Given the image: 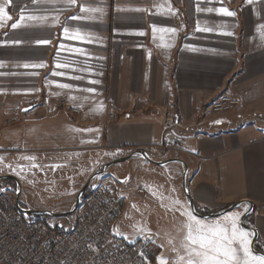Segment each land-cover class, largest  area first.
Instances as JSON below:
<instances>
[{
  "label": "crops",
  "instance_id": "crops-1",
  "mask_svg": "<svg viewBox=\"0 0 264 264\" xmlns=\"http://www.w3.org/2000/svg\"><path fill=\"white\" fill-rule=\"evenodd\" d=\"M262 3L264 0L253 4L248 0H77L71 6L57 3L56 8L64 9L58 13L51 5L10 0L5 10L12 18L0 22V144L6 146V152L30 157L43 152L71 157L84 166L85 175L88 173L60 205L39 211L70 213L68 209H73L90 173L101 165L146 151L154 161L178 159L186 164L187 188L201 215L250 202L253 210L247 226L257 231L264 252ZM81 6L99 7L102 14L81 12ZM221 7L235 15L219 13ZM21 14L25 18L59 15L61 23L53 27L50 21H21ZM77 15L82 19H68ZM13 23L22 26L13 29ZM153 25L176 31H157L154 40ZM64 26L79 27L90 42L66 39ZM198 27L212 31H197ZM42 39L51 43L38 44ZM58 59L67 67L57 68ZM25 64L44 67L25 68ZM89 88L94 91L84 90ZM58 94L67 95L80 115L72 116L62 108L45 114L41 104ZM223 95L238 100L237 108L214 120L198 118L201 107ZM109 103L119 119L107 124ZM27 107L33 109L22 113ZM168 118L174 121L171 133L185 139L187 153H162L154 147L162 142ZM220 122L225 127L214 128ZM183 170L180 163L160 167L134 156L107 171L124 183H135L139 173L151 178L159 172L168 175L180 202L170 215L184 223L181 213L191 210L182 190ZM245 206L209 219L195 217L213 223L238 215L241 227ZM157 251H152L154 264H159Z\"/></svg>",
  "mask_w": 264,
  "mask_h": 264
},
{
  "label": "built area",
  "instance_id": "built-area-1",
  "mask_svg": "<svg viewBox=\"0 0 264 264\" xmlns=\"http://www.w3.org/2000/svg\"><path fill=\"white\" fill-rule=\"evenodd\" d=\"M238 104V100L223 95L201 107L198 113L216 117L237 108ZM58 107L72 116L80 115V110L65 94L47 97L41 104L48 111ZM113 109L106 112L109 122L118 119ZM173 125L172 119H168L157 147L185 152L184 139L167 132ZM130 191L145 193L146 189L105 175L82 197L73 215L42 218V225H34L33 218H26L15 207L18 202L0 187V264H154L150 257L154 249L152 241L137 239L129 243L119 239L113 230Z\"/></svg>",
  "mask_w": 264,
  "mask_h": 264
},
{
  "label": "rangeland",
  "instance_id": "rangeland-1",
  "mask_svg": "<svg viewBox=\"0 0 264 264\" xmlns=\"http://www.w3.org/2000/svg\"><path fill=\"white\" fill-rule=\"evenodd\" d=\"M59 108L62 107L53 109ZM110 108H114L111 103L108 104L107 110L109 111ZM42 110L45 114H49L52 109L48 111L42 108ZM113 110L117 113L115 108ZM106 115L107 113L105 114V121L107 124L115 123L119 119L118 117L117 121L109 122ZM197 115L198 118H207L208 121L214 120L218 117L203 115L202 113H197ZM168 119L166 120V123ZM172 122L174 124L173 119ZM222 127H225V124L221 122L216 123L214 126L216 129H221ZM172 129L173 128H169L167 132L171 133ZM173 135L182 138L179 135ZM184 144L185 142L183 143L182 148L185 152L162 150L157 147L158 144L154 145V147L159 149L162 153H187ZM0 149V175H10L16 179L8 178L0 180V187L11 195L10 198H14L16 201L18 198V203L15 205L17 209L41 210L46 206L56 208L74 190L80 179L88 176V173L86 172L89 170L85 172V175L82 171L84 166L71 157L56 156L53 152L34 153L35 156L30 157L29 155L6 152V146L1 144ZM95 171L90 174H93ZM109 173L110 172L107 171L94 179L85 192L87 191L88 193L89 190L96 186L105 175H110ZM136 176L135 183H124L118 179L121 177H115L126 185L142 184V186L145 187L146 192L138 193L137 191H130L126 194L128 201L123 211L124 215L123 218L119 219L120 221L114 230L116 229L119 239L123 238L129 243L135 242L136 239L152 241L154 244L153 250H158L157 255L159 259L163 257L172 260L175 256V253L172 251L173 244L179 248L184 235V232L182 231V221L177 217L175 218V216L170 215L172 211L178 210V204H175L174 202L179 199L174 195L173 181L168 175L160 172L156 175V178H151V175L145 173H139V175ZM178 185V191H180V184ZM71 210L72 208L70 207L68 212ZM232 213H234V211ZM25 216L28 219H34V217L52 219L30 214H25ZM244 221V224L247 226L248 219L246 218ZM250 235L252 242V234L250 233ZM170 240L173 241V244L169 243ZM255 250L258 252H261L262 250L258 244V238Z\"/></svg>",
  "mask_w": 264,
  "mask_h": 264
},
{
  "label": "snow or ice",
  "instance_id": "snow-or-ice-1",
  "mask_svg": "<svg viewBox=\"0 0 264 264\" xmlns=\"http://www.w3.org/2000/svg\"><path fill=\"white\" fill-rule=\"evenodd\" d=\"M64 2L67 5L71 6L77 3V0H32V3L37 6L41 5H51L56 12L64 11V9L56 8L57 3ZM167 2V0H166ZM10 0H4V3L0 4V22L4 20H9L12 17L5 10V5L9 4ZM249 4L261 3V0H248ZM264 7V3L261 4ZM160 8H164L165 5H158ZM171 11V9H168ZM199 10V9H198ZM81 12L87 13H101L102 9L99 7H84L81 6ZM136 11H143L142 9H136ZM207 11L211 12L213 9L208 8ZM219 13H222L225 16H233L235 13L229 11L226 8H219L217 10ZM40 21L49 22L51 26L61 23L59 15L49 18L48 16H36L29 15L25 18L23 14L20 16V20L24 21ZM71 20L82 19L79 15L69 17ZM21 23H13L11 27L17 29L21 27ZM30 26V25H23ZM264 27V26H262ZM212 31L211 28H197V31ZM159 31L161 34L164 33H175L174 28H160L157 29L153 25V39L156 38V33ZM63 36L66 39H75L82 43L90 42L89 37L83 35L79 27L69 28L64 26L62 28ZM143 35V33H140ZM231 35V33H225ZM163 35L160 39L163 40ZM262 39H264V34H262ZM14 43H20L19 41H14ZM38 44L48 45L51 43L48 39H42L37 41ZM59 47H63L60 45ZM77 52H82L80 49H76ZM25 68L29 67H44L43 64H25ZM57 68L67 67L66 63L58 62L56 64ZM86 71L87 69H82ZM55 74V73H53ZM63 75V73H61ZM80 79L81 77H76ZM61 88H69L68 84H59ZM85 91L92 92L94 89H84ZM27 111V109H25ZM31 159V158H30ZM179 204L177 200L174 202ZM246 207V206H245ZM186 219L183 223L182 231L184 232L183 238L181 240L179 248H177L173 241H169L170 244H173L172 251L175 253L174 259L168 260L163 257L159 259V264H264V256H257L253 253L250 247V233L245 231L239 226V216H225L222 220H218L213 223L202 222L197 219L191 211H185L181 213Z\"/></svg>",
  "mask_w": 264,
  "mask_h": 264
},
{
  "label": "water",
  "instance_id": "water-1",
  "mask_svg": "<svg viewBox=\"0 0 264 264\" xmlns=\"http://www.w3.org/2000/svg\"><path fill=\"white\" fill-rule=\"evenodd\" d=\"M25 109H27V111H25ZM22 110V113H26V112H29L30 110L33 109V107H27ZM134 156H139L141 157L142 159H144L145 161H148L156 166H164V165H167V164H170V163H180L183 165L184 167V170H183V176H182V190H183V194H184V197L188 203V206H189V210H191L192 214L198 218H201V219H209V218H212V217H216V216H221L227 212H230L231 210H234L236 207L240 206V205H246L247 206V212L246 214L244 215V217L241 219V222H240V225L243 229L249 231L251 234H252V242H251V249L253 251V253L257 256H264V253L263 252H258L255 250V245H256V241H257V238H258V234H257V231L255 229H252L248 226H246L244 224V220H246V218L251 214L252 210H253V206L251 205L250 202L248 201H241V202H238V203H235L233 205H230L228 208L222 210V211H217V213H214V214H210V215H201L199 214L196 209H195V206H194V203L190 197V194H189V191H188V188H187V166L186 164L181 161V160H178V159H169V160H165V161H154L152 156L146 152V151H137L133 154H131V156H128V157H124V158H121V159H118L116 161H113V162H110V163H107V164H104L103 166H101L99 169H97L93 174L90 175V177L88 178V180L86 181V183L84 184V186L80 189L77 197H76V201H75V204H74V207L72 209V211L70 213H66V214H61V213H54V212H51V211H39V210H29V209H20L19 210L24 213V214H30V215H37V216H43V217H48V218H52V219H55V218H62V217H65L69 214H72L79 201L82 199L83 195H84V192L85 190L89 187V185L92 183V181L94 179H96L97 177H99L100 175L106 173L110 167H112L113 165H115L116 163H120V162H124V161H127L128 159H130L131 157H134ZM15 179V177L13 176H10V175H0V180H4V179ZM17 202H18V198H17Z\"/></svg>",
  "mask_w": 264,
  "mask_h": 264
},
{
  "label": "bare ground",
  "instance_id": "bare-ground-1",
  "mask_svg": "<svg viewBox=\"0 0 264 264\" xmlns=\"http://www.w3.org/2000/svg\"><path fill=\"white\" fill-rule=\"evenodd\" d=\"M33 224L34 225H42V219H38V218L34 217Z\"/></svg>",
  "mask_w": 264,
  "mask_h": 264
},
{
  "label": "trees",
  "instance_id": "trees-1",
  "mask_svg": "<svg viewBox=\"0 0 264 264\" xmlns=\"http://www.w3.org/2000/svg\"><path fill=\"white\" fill-rule=\"evenodd\" d=\"M86 194H87V191H86V192H84V195H83V197H84ZM38 219H42V217H41V218L39 217ZM261 252H262V250H261ZM153 256H154V253L152 252V253H151V255H150L151 259L153 258Z\"/></svg>",
  "mask_w": 264,
  "mask_h": 264
}]
</instances>
